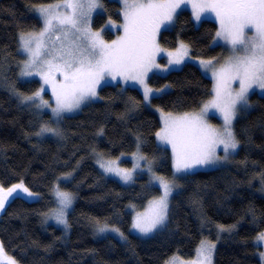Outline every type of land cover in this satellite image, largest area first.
<instances>
[{
    "label": "trees",
    "instance_id": "obj_1",
    "mask_svg": "<svg viewBox=\"0 0 264 264\" xmlns=\"http://www.w3.org/2000/svg\"><path fill=\"white\" fill-rule=\"evenodd\" d=\"M61 0H0V187L23 183L35 195L8 196L0 211V244L6 261L17 264H164L173 255L194 256L208 238L216 245L214 264H263L256 237L264 232V95L254 91L234 120L238 148L212 169L176 176L172 150L158 142L162 127L157 110L199 113L213 98L215 82L192 62L167 74H153L149 84L168 90L146 101L140 89L122 82L102 86L97 97L74 114L52 120L50 111L22 97L40 90L38 79L21 75L25 56L21 34L35 32L43 22L35 8ZM93 20L122 21L121 5L104 0ZM219 24L195 20L191 11L178 13L159 42L175 54L224 58L217 41ZM108 39L115 34L106 32ZM184 45L181 48V45ZM41 96L51 103L49 94ZM38 102V101H37ZM220 122L214 120L213 123ZM60 135L45 133L42 127ZM101 129L103 130L101 134ZM146 157L129 183L105 172L98 163L112 161L131 169L130 157ZM173 185L168 220L153 235L131 231L134 212L143 210L161 188L153 179ZM74 199L66 209L68 228L58 226L53 209L60 207L54 189ZM117 227L124 237L98 233L97 223ZM57 223V224H56ZM61 225V224H60ZM223 229V230H221Z\"/></svg>",
    "mask_w": 264,
    "mask_h": 264
},
{
    "label": "snow or ice",
    "instance_id": "obj_2",
    "mask_svg": "<svg viewBox=\"0 0 264 264\" xmlns=\"http://www.w3.org/2000/svg\"><path fill=\"white\" fill-rule=\"evenodd\" d=\"M122 4L124 23L120 27L123 28L124 34L111 44L99 39V33H90L87 27L89 13L97 7H102L98 0H63L62 4L54 3L37 10L43 16L44 22L40 37L54 28H59L65 36L69 33H79L75 40L70 41L67 49H61L58 57L52 56V59H60L62 63L44 61L48 65L44 82L51 85L55 96L56 107L52 108L54 117L59 119L62 113L74 111L85 100L96 97L97 87L106 77L116 79L120 76L125 82L132 80L144 84L147 73L153 67H159L155 63V56L161 51L156 44L157 33L162 26L173 21L181 5H191L197 21L201 20L202 14L214 15L219 24L215 35L230 45L231 54L218 66L211 60L201 61L205 71H210L215 80L213 98L203 105L199 113H185L180 117L169 113L156 136L161 142L171 146L176 172L186 171L197 165L215 164L221 159L217 156V149L221 146L225 154L223 158L226 159L230 150L234 152L239 146L231 128L237 115V105H248V94L254 87L264 89V0H122ZM60 8L70 10V14L59 12ZM53 21H56L55 25ZM65 25L69 27L65 29ZM28 35L32 38L27 39L23 33L20 36L23 50L30 56L21 72L22 76L33 75L28 69L40 55L39 42L35 48L31 47L33 41H38L39 38L33 34ZM183 47L182 44L181 48ZM169 56H172V53H169ZM181 62L179 57L169 60V64ZM54 71L63 76L62 82L56 81ZM233 84H238L235 91L232 89ZM43 91L44 89H40L31 96L22 97V102L31 101L37 108L50 107L48 101L41 96ZM151 92L152 89L145 85L146 101ZM209 109H216L222 115V129H216L206 122L204 117ZM102 132L101 129V134ZM45 133L60 135L57 129L48 126L42 127L36 135ZM137 147L139 149V145ZM97 155L98 163L105 172L121 176L125 182L131 179L129 170L113 167L112 161H104L100 154ZM138 159L146 157L140 156ZM157 179L162 181L160 177ZM261 183L264 184V177ZM14 193L13 198L35 195L23 183L6 190L0 187V211L4 209L7 197L13 196ZM54 194L60 207L52 210V218L58 224L68 227L66 209L71 206L74 197L59 188L54 189ZM169 194L170 187L165 183L164 195L158 200L150 201L144 212L137 213L132 228L147 235L163 225L167 218ZM96 223L98 233L113 231L127 239L119 229L110 228L107 224L100 225L98 221ZM256 243H264V232L256 237ZM213 249L214 245L202 244L198 256L207 251L208 255L204 259L211 264ZM259 255L264 260V251ZM4 257L3 245L0 244V264H17L10 257L5 261Z\"/></svg>",
    "mask_w": 264,
    "mask_h": 264
},
{
    "label": "rangeland",
    "instance_id": "obj_3",
    "mask_svg": "<svg viewBox=\"0 0 264 264\" xmlns=\"http://www.w3.org/2000/svg\"><path fill=\"white\" fill-rule=\"evenodd\" d=\"M115 1L119 2L120 5H121V15H122V21L121 22H115L114 20H110V21L106 22V24L103 27L99 28V29H94L93 28L94 17L98 13L103 12V10L105 8L104 0H98V3L100 5H102V7L95 8L88 15L89 23H88L87 27L89 29V32L90 33H99V39H102L107 44H111L112 41L117 40L120 36H122L124 34L123 33V28L120 27L124 23V18H123V7L124 6L122 4V0H115ZM82 2H83V0H82ZM54 3H61L62 4L63 0L57 1V2L39 4V5L36 6L35 10H36L37 14L40 16V18L42 19V22H43V16H41L40 13L37 10L39 8H41V7H47V6H49L51 4H54ZM182 10L191 11V13H192V15L194 17L193 8H192L191 5H181V8L177 9L176 14H175V16L173 18V21L170 24H167V25L162 26L160 28L159 32L156 35V44L158 45V47H159V49L161 51L155 56V63L157 65H159V67L158 68L153 67L147 73V75L144 77V84H140V83H138L136 81H132V80H129V81L125 82L124 78L120 77V76H117L116 79H112L111 77H106L105 80L101 81L100 85L97 87V90H96L97 91V95H98L99 89L102 86L107 85V84H114V83H117V82H122L124 86H132V87H136V88L140 89L142 94H143V96H144V91H145V85L148 88L152 89V92L149 95V99L147 100V101H149V100H151V98L153 96L162 94L163 92H165L169 88L168 86H165V87H162V88H154V87H152L149 84L150 76H152L153 74H161V75L167 74L168 72H170L173 69H178V68L182 67L186 62H192V63L196 64L197 66H199L202 69L204 74H207L210 78H212L214 80V78L212 77L211 72L210 71H207V72L205 71L204 66L201 64V61H209V60H211L213 62V64H216L218 66L219 64H222L228 58V56L231 54V48H230V45L226 44L222 39L217 38V41H218V43H220V45H222V44L224 45V48L226 50V55H225L224 58L214 57V58H210V59H205V58L194 57V56H192L190 54H180V53L179 54H175L173 50L163 48L160 45L159 38H160L161 32L163 30H165V29L171 28L174 25L178 13L181 12ZM58 11L61 12V13L70 14V10H66L64 8H60V9H58ZM202 19H213V20L217 21L216 18L214 17V15H212V14H202L201 20ZM199 21H197V22H199ZM53 24L55 25L56 21H53ZM63 27L65 29H67L69 26L65 25ZM43 30H44V22H43V27L40 30L35 31V32L25 33V37L27 39H31L32 38L28 34H33L34 36L39 38L38 41H36V40L33 41L31 47L35 48L36 47V43L37 42L40 43V55L36 58V61L31 66V68L28 69L29 71H31L33 73V75H30V76L29 75H25V76L27 78H35V79H38L40 81V83H41L40 89H44L43 92H47L49 94V97H50L49 100H51V103L49 104L50 107H47V106H42V107L47 109V111H50L52 120H58L56 117H54V115L52 113V108L56 107L55 96L52 93V87H51L50 84H45V82H44V76L48 72V65L45 64L44 61L51 60L53 64L62 63V61L60 59H55V60L52 59V56H57L58 57L61 54V49H67L68 46H69L70 41L75 40L76 35H79V33H75V34L69 33L68 36H65L64 32L60 31L59 28H54V29L50 30L49 32H47L43 37H40V33ZM73 32H74V30H73ZM106 32H112V33L115 34V36L112 39H108L107 36H106ZM79 42L83 43V41H79ZM21 51H22V53L25 56V62L29 61V59H30L29 53L23 50V41H21ZM50 52L52 53V55H48V53H50ZM169 53H172V56H169ZM176 57H179L182 62L179 63V64H175V63L169 64V60L174 59ZM25 62H24V65H23V69H25ZM54 75H55L56 81L58 83L63 81V76L59 72H55L54 71ZM214 82H215V80H214ZM237 88H238V84H233L232 85L233 91L237 90ZM160 89H162V91H158ZM254 91L264 95V89H259L258 87H254L248 94V100H249V97H250L251 93L254 92ZM97 95H96V97H97ZM96 97L89 98V99L85 100L80 105V107L84 106L85 104H87L90 101L94 100ZM43 99L45 100L44 97H43ZM242 107H244V106L243 105H237V115H238L240 109H242ZM79 108H77V109H75L74 111H71V112L62 113V115H61V117L59 119L63 118L67 113L74 114L75 112H77L79 110ZM157 113L159 114L160 120L162 122V127H163L164 126V118L171 112L167 113V112H164V111H161V110H157ZM187 113H190V112H187ZM171 114L174 117H180V116H183L185 113H181V114L171 113ZM204 118H205V120H206V122L208 124L212 125L216 129H222L223 126H224L223 117L216 109H209V111L207 112V114H206V116ZM218 119L220 120V122H218L217 124L213 123L214 120L218 121ZM234 120L232 121V125H231L233 133H234ZM157 139H158V137H157ZM158 142L160 144L167 145L171 149L170 145L161 142L159 139H158ZM140 156H142L141 153H140V149L135 154L123 156V158L130 157L134 161L133 167L131 169H128L130 171V173H131V179H129L127 182H125L121 178V176H117L114 173H110V174L113 177L117 178L118 180H120V181H122L124 183L131 182L133 177H134V175H135V173L137 171H139V170L151 171V177L155 176L156 175V171L152 170L151 166L148 167L147 165H142L145 159H138V157H140ZM217 156L221 157V159L218 160L215 164H211V165H197V166H195L193 168H190V169H188L186 171H181V172H176V170H175V160H174V157H173V171H174V174L176 176H179V175H183V174L188 173V172H194V171H197V170L212 169L215 166H217V165H219L221 163H224V158L223 157L225 156V154H224V152L222 150V146L217 149ZM137 165H139V167H137ZM112 166L116 167V168H119V169H125L122 166H120L119 164H114L113 163ZM132 169H135V171H132ZM153 182L156 183L158 186H160L161 194H159L158 196H156L153 199H151V201L158 200L161 196L164 195V184L165 183L168 184L169 187H170V194L167 197V204H168L167 218H166V220H165L163 225L157 227V229H155L152 233L147 234V235L140 234L135 229L131 228L132 232H134L136 234H139L141 236L153 235L157 230H159L160 228H162L166 224V222L168 220V213H169V209H170L171 198H172L173 193L175 192V190L173 188V185H170L167 182V180H165V179H162V181H161V180H158L157 178H155V179H153ZM148 205H149V203L146 205V207L143 210L134 212V221L136 219L137 213L144 212L148 208ZM57 225L63 227L64 229L68 228V227H65L63 224H61V225L57 224ZM110 228H117V227L110 226ZM119 232L121 233L120 230H119ZM106 233L112 234V235H114L116 237H120L119 233H117V232L108 231ZM202 244H204L205 246H207L209 244L210 245H214V249L212 250V253H211V264H214V256H215L216 245H215V243H213V241H211L208 238H204L201 241V243L198 245V247L196 249V252H195L193 257H191V258H183V257H181L179 255H173L171 258H169L167 261H165L164 264H208L207 260L204 259V257H206L208 255L207 251H204L201 255L198 256V250L201 248ZM261 246L263 248L262 251H264V243H262ZM262 262L264 264V260H262Z\"/></svg>",
    "mask_w": 264,
    "mask_h": 264
}]
</instances>
